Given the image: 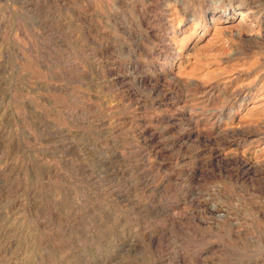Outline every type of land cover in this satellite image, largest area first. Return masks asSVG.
<instances>
[{"label": "rangeland", "instance_id": "rangeland-1", "mask_svg": "<svg viewBox=\"0 0 264 264\" xmlns=\"http://www.w3.org/2000/svg\"><path fill=\"white\" fill-rule=\"evenodd\" d=\"M0 264H264V0H0Z\"/></svg>", "mask_w": 264, "mask_h": 264}, {"label": "bare ground", "instance_id": "bare-ground-1", "mask_svg": "<svg viewBox=\"0 0 264 264\" xmlns=\"http://www.w3.org/2000/svg\"><path fill=\"white\" fill-rule=\"evenodd\" d=\"M173 85V84H172Z\"/></svg>", "mask_w": 264, "mask_h": 264}]
</instances>
